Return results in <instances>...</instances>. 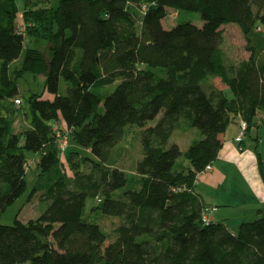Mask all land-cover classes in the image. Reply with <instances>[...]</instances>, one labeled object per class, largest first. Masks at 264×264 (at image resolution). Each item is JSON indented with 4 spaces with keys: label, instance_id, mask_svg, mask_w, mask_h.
I'll return each mask as SVG.
<instances>
[{
    "label": "trees",
    "instance_id": "16d2710c",
    "mask_svg": "<svg viewBox=\"0 0 264 264\" xmlns=\"http://www.w3.org/2000/svg\"><path fill=\"white\" fill-rule=\"evenodd\" d=\"M31 1L0 0V101L19 95L27 73L43 75L53 99L28 97L30 127L20 133L0 110V215L27 189L26 152L40 155L27 202L39 194L46 207L26 223L0 225V264H264V209L231 232L201 221L206 206L194 192L230 122L240 115L249 130L264 111V0H58L37 8ZM168 9L178 18L198 13L203 24L166 30ZM228 24L240 28L249 57L227 65L221 28ZM25 37L46 50L25 48ZM116 80L110 94L92 91ZM160 113L141 133L142 157L129 178L114 165L113 149L126 127L143 128ZM60 122L90 154L67 158L71 174L56 144ZM183 123L199 133L184 152L170 141ZM131 181L135 190L114 195ZM90 198L96 205L87 210ZM103 217L119 220L112 241Z\"/></svg>",
    "mask_w": 264,
    "mask_h": 264
},
{
    "label": "rangeland",
    "instance_id": "374dc122",
    "mask_svg": "<svg viewBox=\"0 0 264 264\" xmlns=\"http://www.w3.org/2000/svg\"><path fill=\"white\" fill-rule=\"evenodd\" d=\"M57 4H58V0H50L46 4H40V5H38L35 0H32L29 4V7H32V8L51 7V6L56 7ZM18 7L20 9V12H22L23 4L21 1H18ZM184 21H190L198 27H201L203 24L198 13L185 11V12H182L180 17L178 18V14L176 11L172 9H168V15L162 21V25L164 29L168 30L174 27L176 24L184 22ZM19 22L22 23L21 19L19 20ZM258 27L260 28V31L263 30L262 26H258ZM221 30L223 33V41L221 44V48L223 51L225 63L228 65L231 63H237L239 61L248 59L249 53L245 50L246 41H245V38L240 28L235 24H228V25L222 26ZM38 46L42 50H46L45 43H40V42L37 43L36 40L31 39L29 37H25V48H34ZM19 62L16 63L15 65L19 64ZM142 67L144 68L145 66H142ZM152 69L153 71L158 72V73H160L161 71L159 68H152ZM120 81L121 80H116L112 85H108L102 88H96V89H93L92 91L97 94H101V95L110 94L115 89V87L120 83ZM209 82L215 84L217 88H223L226 93V96L228 98H232V93L230 92V90L227 89V87H225L224 85H222L218 78L216 79L210 78ZM44 83H45V77L43 75H33L30 73H27L24 75L23 78L19 79L18 81L19 95L14 98V99L20 98L22 104L16 105L14 103V99L0 101V103H3V105H6L8 106V108L12 109L11 114H10L7 112L9 111V109L8 110L5 109L3 105L0 104V110L3 111V113H5L6 115L8 114L13 115V118L15 120L14 129L17 133L23 132L30 127L31 112L29 109V104L27 102V99L31 94L42 95L43 99H49V100L53 99V96L45 91ZM66 89H67V85L64 82V80L61 79L60 84H59V92H58L59 95H65ZM161 117H162V113L158 114V116L154 120L148 121L147 124L143 128L139 126H134V125L126 127L122 140L113 149L112 161L114 165L118 168H121L125 172H127V174L129 175L128 176L129 178L134 173L133 171H134L135 163L138 160H140L142 157V153H141V133L142 131L145 128L154 126ZM55 127H57L59 131L62 129L65 130V127L63 123L61 122L60 124L58 123L53 124V129ZM191 130H194L199 135L196 129H191ZM194 131H187L184 133L182 132L183 134H181L180 131H174L175 133H173L170 141L174 143L179 140L180 143L178 145L180 149L183 151V149H185L186 146L184 144V140L180 138V136L181 135H184L185 137L186 135L190 136L193 134L192 132ZM60 132L65 133L63 131H60ZM262 137L264 140V136ZM20 143L23 144L22 139ZM68 144L69 146H68L67 151L63 153L60 156V158L63 164L66 166L65 171L68 174H71V171L67 165V158L70 157V155H72L73 152L74 153L77 152L79 154H83L86 156H90V154H88L89 152H86L85 149L79 148L71 139L68 140ZM262 148L264 150V145H262ZM26 156L28 159L27 164H26V177H25L27 189L24 194H22L12 205L8 206L1 213L0 225H8V226L13 225L14 220L16 218L20 220L21 222L26 223L29 220L36 219L46 207L45 200H42L39 194L35 196L31 200V202H27V199L32 190V187L34 186L37 180V176H38L37 162L40 158V155L35 156L32 153L26 152ZM179 162H185V161L183 158H180L178 160V163ZM135 189L136 187L131 181L128 183L126 187L115 192L114 195L119 196L124 191L135 190ZM92 205H96V200L90 198L86 201L87 210H89ZM219 207H220V211L218 213H215V215H213V219H214L213 222L214 223H224L223 221H225L226 225L228 226V229L231 232H236L239 224H237V221H234V219L237 218L238 215L240 214V213H237L238 207L237 206L229 207L224 204H221ZM229 216H231V219ZM256 219L257 218H254V216L251 217L250 215L247 214L246 220H243V221L252 222V221H255ZM118 223H119V220L116 218H107V217L100 218L99 224L102 227V229L109 234V241H112L114 239L113 229ZM109 241H107L105 245H108Z\"/></svg>",
    "mask_w": 264,
    "mask_h": 264
},
{
    "label": "crops",
    "instance_id": "0c3cea01",
    "mask_svg": "<svg viewBox=\"0 0 264 264\" xmlns=\"http://www.w3.org/2000/svg\"><path fill=\"white\" fill-rule=\"evenodd\" d=\"M254 124L251 129L246 131L242 142L239 144L234 141L240 132L238 119L232 120L225 133L220 136L222 148L217 159L211 165L212 169L202 174L196 182L194 192L202 204L217 208L216 211L209 213L212 222L214 220L213 215L220 211L219 206L221 204L238 207L237 213L240 214L234 219L237 224L244 222L247 214L258 218V211L264 209V184L260 176L257 156L258 154L261 158L264 172V150L262 148L264 145L262 137L264 136V111L257 112ZM175 131H180L183 134L194 130L188 129L187 125L183 123ZM192 133L190 136H180L186 146L182 152L198 136L197 132ZM174 143L179 144L180 141ZM229 217L231 219V216ZM223 222L226 225L225 221Z\"/></svg>",
    "mask_w": 264,
    "mask_h": 264
},
{
    "label": "built area",
    "instance_id": "2783aa9c",
    "mask_svg": "<svg viewBox=\"0 0 264 264\" xmlns=\"http://www.w3.org/2000/svg\"><path fill=\"white\" fill-rule=\"evenodd\" d=\"M14 103L16 105H21V99H15ZM238 119V125H239V135L234 139V141L236 143H241L243 140V137L247 131V123L246 121L240 116L238 115L236 117ZM54 132H55V138H56V144L60 153V156L65 153L68 149V133H61L57 127L54 128ZM241 150V148H240ZM212 169L211 165L206 166V168L203 171V174L210 171ZM216 207H204L202 210V215H201V221L204 224H208L210 222V218H209V213L216 211Z\"/></svg>",
    "mask_w": 264,
    "mask_h": 264
}]
</instances>
